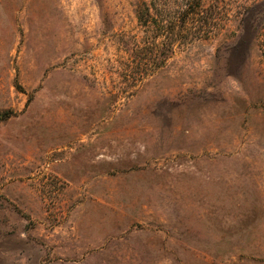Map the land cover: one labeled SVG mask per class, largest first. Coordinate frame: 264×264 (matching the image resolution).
<instances>
[{"label":"rangeland","instance_id":"374dc122","mask_svg":"<svg viewBox=\"0 0 264 264\" xmlns=\"http://www.w3.org/2000/svg\"><path fill=\"white\" fill-rule=\"evenodd\" d=\"M184 4L0 0V264H264V0Z\"/></svg>","mask_w":264,"mask_h":264},{"label":"trees","instance_id":"16d2710c","mask_svg":"<svg viewBox=\"0 0 264 264\" xmlns=\"http://www.w3.org/2000/svg\"><path fill=\"white\" fill-rule=\"evenodd\" d=\"M184 7H185V11H183L182 13V17H181V24H185V22L189 19L192 18V16H200L199 14L202 13L201 10L202 6H203V0H184ZM140 21L142 20V17L139 19ZM206 26V25H205ZM200 31V30H199ZM210 32V30H209ZM173 35V27H166L163 30V36L165 38L170 39V37Z\"/></svg>","mask_w":264,"mask_h":264}]
</instances>
